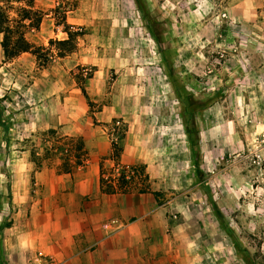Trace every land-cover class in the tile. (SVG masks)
<instances>
[{
	"label": "rangeland",
	"instance_id": "rangeland-1",
	"mask_svg": "<svg viewBox=\"0 0 264 264\" xmlns=\"http://www.w3.org/2000/svg\"><path fill=\"white\" fill-rule=\"evenodd\" d=\"M127 1L98 0L95 18L74 26L67 18L79 20L77 0H0L3 29L12 31L11 42L19 36L33 49L32 53L5 59L3 35L0 37V95L12 89L13 78L21 87L42 74L49 84V104L63 102L64 95L57 92L61 87L77 91L88 107L80 119L88 122V129L95 128L91 122L100 127L108 144V155L100 162L101 188L107 193L138 190L154 194L160 204L170 202L168 227L185 237L188 246V256L179 252L178 264H264V119L257 120L252 108L255 96L248 94L250 82L243 83L244 78L250 79L249 64H239L240 70H233L235 56L249 58L261 51L250 37H242L248 34H239L231 26L235 21L227 9L238 0H138L139 7L130 0V8ZM43 20H53L55 27L63 33L66 30L65 40L52 39L47 45L31 43L30 35H37ZM90 23L120 28L121 40L110 56L113 64L70 65L63 61L77 49H89ZM109 34L116 33L110 29ZM95 50L99 55V47ZM98 67L103 68L100 75ZM111 106L115 107L114 113H109L112 118L108 116L111 121L101 127L97 124L99 114ZM3 109L7 120L10 109ZM201 113L205 120L233 122L234 135L227 134L229 128L217 130L216 138L204 151L212 159L205 162L207 172L202 173L198 165L200 179L189 184L176 177V171L196 175L191 150L190 163L185 164L182 147L191 146L182 131L187 126L197 133L198 145L194 119ZM127 117L147 125L143 139L133 140L130 156L137 153L138 143L141 153L153 156L166 144L168 149L171 145V155H163L162 167L174 190L152 193L146 166L139 165L144 167V174L137 175L131 171L137 166L121 164L127 144ZM83 129L87 130L85 126ZM39 136L40 144L23 141L21 145L34 154L41 153L54 166L68 168L71 159L83 164L85 154L97 151L96 140L59 138L50 129ZM6 150L2 142L0 155ZM151 162L156 167L159 161ZM5 199L0 197V204ZM12 213L4 207L3 217ZM150 219L154 228L159 225L158 216L151 215ZM3 224L7 225V220Z\"/></svg>",
	"mask_w": 264,
	"mask_h": 264
},
{
	"label": "crops",
	"instance_id": "crops-1",
	"mask_svg": "<svg viewBox=\"0 0 264 264\" xmlns=\"http://www.w3.org/2000/svg\"><path fill=\"white\" fill-rule=\"evenodd\" d=\"M77 1L79 20L74 22L67 18V22L74 26L83 24L85 20L91 21L98 14V0ZM126 3L128 7L131 4L130 0ZM227 14L235 21L231 25L234 31L248 34L242 37H250L256 49L261 51L249 58L235 56L236 66L233 70L239 69V64H249L250 79L244 78L243 83L250 82L248 94L255 96V106L252 108L257 120H263L264 0H238L227 9ZM52 21L43 20L37 35H30L33 37L31 43L47 45L52 39L65 40V33ZM110 29L116 34H109ZM88 31L89 49H77L63 61L70 65L74 62L82 65L99 62L113 64L110 56H114V50L121 40L120 28L90 23ZM98 47L100 54L96 55L94 51ZM101 54L106 56L101 58ZM98 70V75L102 74L103 68L98 67ZM43 76L21 87L13 78L12 89L0 95L2 107L10 109L7 119L10 123L9 145L0 155V197L3 200L4 195L7 197L6 202L1 201L0 204V264H178L179 252L182 250L188 256V246L184 243L185 237L176 235L168 227L166 214L171 210V203L160 204V199L155 198L154 194H142L138 190L105 192L100 184V162L108 155V144L103 141L101 128L91 122L95 128L88 129V122L80 119L88 107L77 91L61 87L57 92L64 95L63 102L60 104L57 100L49 104V84ZM114 111V106L102 110L97 124L104 127L111 121L108 116L112 118ZM125 112H129V108ZM202 114L196 115L194 126L199 139L198 165L201 172L206 173L205 162L212 159L204 151L209 149L219 128H229L227 134L233 136L231 128L234 124L218 119L205 120ZM129 118L125 121L127 144L121 164L146 166L152 193L174 190L175 186L166 178L167 173L162 167L165 164L162 161L166 159L163 155L170 154L171 145L170 150L166 144L163 151L153 156L141 153L138 143L137 153L130 156V147L135 145L133 140L143 139L147 125L144 121ZM84 126L87 130L83 129ZM49 129L55 131L59 138L73 140L83 137L87 142L96 140L97 151L85 154L83 164H76L71 159V166L62 168L59 164H51L41 153L34 154L21 145L23 141L40 144L39 135ZM182 135L187 139L183 131ZM2 138L3 130L0 128V145ZM189 150V147H182L185 164L190 163ZM152 159L159 161L156 167ZM176 177L183 178L189 184H197L200 179L193 173L182 174L178 171ZM4 207L7 211L12 209L9 218L3 217ZM151 215L160 218L155 228L149 223ZM4 220L8 222L6 227Z\"/></svg>",
	"mask_w": 264,
	"mask_h": 264
},
{
	"label": "trees",
	"instance_id": "trees-1",
	"mask_svg": "<svg viewBox=\"0 0 264 264\" xmlns=\"http://www.w3.org/2000/svg\"><path fill=\"white\" fill-rule=\"evenodd\" d=\"M137 6H138V0H135ZM139 7V6H138ZM140 10V8H138ZM4 15L2 10L0 9V34L3 35V39L1 42V49L3 52V57L5 59H12L16 56H18L19 53H26V52H33L32 47L24 41L21 37L17 36L12 43V38H13V33L10 31V29H3V23H4ZM67 35V31H64ZM64 42V41H63ZM63 42H58V43H63ZM51 44V43H50ZM3 99H0V128L3 130V142L5 144V147L8 146V134H9V126L10 123L9 121H6L4 119V109L1 105ZM193 122L191 123V125ZM184 132L185 135L187 136L189 143H190V150H191V163L193 167L195 168V176L198 178V172H199V167H198V160H199V150H198V145H197V133H193L189 131L188 127H184ZM131 171L135 172L137 175H143L144 174V167L143 166H137V167H132ZM144 192V191H143ZM215 210V213L217 214L218 217H220V213L217 211L216 207H213ZM5 227L8 226L4 225Z\"/></svg>",
	"mask_w": 264,
	"mask_h": 264
}]
</instances>
